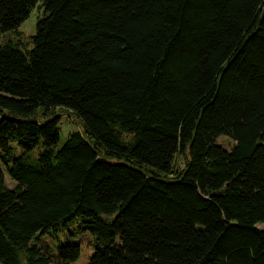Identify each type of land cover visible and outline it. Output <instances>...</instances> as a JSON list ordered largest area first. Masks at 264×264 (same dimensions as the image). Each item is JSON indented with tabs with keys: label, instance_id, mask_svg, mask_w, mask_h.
<instances>
[{
	"label": "trees",
	"instance_id": "1",
	"mask_svg": "<svg viewBox=\"0 0 264 264\" xmlns=\"http://www.w3.org/2000/svg\"><path fill=\"white\" fill-rule=\"evenodd\" d=\"M0 32L1 264H264V0H0Z\"/></svg>",
	"mask_w": 264,
	"mask_h": 264
},
{
	"label": "rangeland",
	"instance_id": "2",
	"mask_svg": "<svg viewBox=\"0 0 264 264\" xmlns=\"http://www.w3.org/2000/svg\"><path fill=\"white\" fill-rule=\"evenodd\" d=\"M44 15L43 6L39 8V6L35 7L32 12L30 13V16L27 18V20L18 28V32L21 33V37L24 41H29L31 36H33L36 33L37 29V23L40 18ZM16 32H9L6 34H3L0 32V43L12 39L13 35ZM60 146L65 142L67 137L71 132H82L83 126L81 122L77 119V117L69 112V111H60ZM217 142L219 145L223 146L227 150H231V148L234 146L235 142L227 137V136H221L217 139ZM14 156H20L22 155V151L18 147V145L14 144ZM41 148L38 147L36 150L29 153V156L31 157H37L39 154ZM185 156L178 157L177 164H179L181 167H183ZM11 186V184H10ZM259 228L264 229V225H258ZM63 237L58 236L57 238H51V237H45L43 238V243L41 247H43L46 250L54 251L59 244V240H62ZM83 251L79 258V260L73 264H88V260L93 256V251H91L86 244L82 247ZM55 253V252H54ZM1 264V263H0Z\"/></svg>",
	"mask_w": 264,
	"mask_h": 264
}]
</instances>
